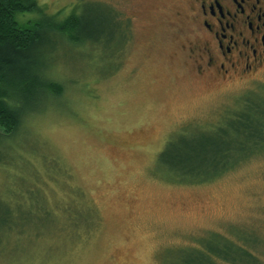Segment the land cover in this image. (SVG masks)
<instances>
[{
	"label": "rangeland",
	"instance_id": "374dc122",
	"mask_svg": "<svg viewBox=\"0 0 264 264\" xmlns=\"http://www.w3.org/2000/svg\"><path fill=\"white\" fill-rule=\"evenodd\" d=\"M38 1L97 31L84 46L36 52L66 90L33 103L10 140L11 165H0L1 188L41 187L6 200L0 264H181L221 236L257 241L248 248L264 264V154L200 183L176 181L159 160L172 137L264 91V66L227 81L198 73L186 1ZM67 203L90 208L94 223L62 232Z\"/></svg>",
	"mask_w": 264,
	"mask_h": 264
},
{
	"label": "trees",
	"instance_id": "16d2710c",
	"mask_svg": "<svg viewBox=\"0 0 264 264\" xmlns=\"http://www.w3.org/2000/svg\"><path fill=\"white\" fill-rule=\"evenodd\" d=\"M61 15V11H48L38 0H0V165H11L6 161L8 158L4 159L11 150H15L16 145L11 146L10 140L20 130L24 117L32 115L33 103L37 99H62L66 90L62 81L48 73L36 52L58 42L84 46L95 39L94 32L97 30L93 29L91 21L74 10L66 16ZM192 128L187 135L181 134L178 138L171 136L159 160L165 167L171 166L176 181L200 183L216 179L253 156L264 154V91L241 97L235 102V107L227 109L211 125ZM18 160L15 159V162ZM10 183L17 185L12 180ZM17 189L19 192L15 194L25 198L30 191H37L41 187L33 183L19 189L7 182L6 188L0 189L4 191L0 192V213L4 215L3 218L10 217L9 200L15 198L12 191ZM5 191H9L10 196L13 194V197H8ZM69 205L67 203L61 207L64 220L68 223L67 227L58 226L62 227V232L80 225V221L85 224L89 218L91 221L88 225L94 223L90 208L85 205L82 208V203H77L80 209L73 210L68 208ZM2 220L5 222L8 219ZM214 242L212 246L191 252L181 264L261 262L248 248L252 244L255 246L257 241L243 244L221 236Z\"/></svg>",
	"mask_w": 264,
	"mask_h": 264
},
{
	"label": "flooded vegetation",
	"instance_id": "af4514ba",
	"mask_svg": "<svg viewBox=\"0 0 264 264\" xmlns=\"http://www.w3.org/2000/svg\"><path fill=\"white\" fill-rule=\"evenodd\" d=\"M182 1L198 32V73L227 81L264 66V0Z\"/></svg>",
	"mask_w": 264,
	"mask_h": 264
}]
</instances>
